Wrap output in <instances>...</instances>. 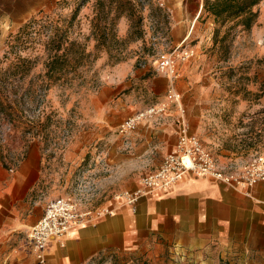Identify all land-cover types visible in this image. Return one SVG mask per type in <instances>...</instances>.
<instances>
[{"label":"rangeland","instance_id":"1","mask_svg":"<svg viewBox=\"0 0 264 264\" xmlns=\"http://www.w3.org/2000/svg\"><path fill=\"white\" fill-rule=\"evenodd\" d=\"M202 1L203 5L205 0ZM77 2H0V67L4 68L12 61L5 57L8 35L16 33L30 19H41L45 15L54 17L57 26L67 30L70 40L85 43L87 50L93 51L94 43L86 42L85 38L89 34L94 0L80 6L75 19L70 22ZM262 2L264 0L259 4ZM133 4L135 17H141L142 34L141 39L127 43L123 61L116 63L106 52L99 53L83 68V84L79 79L71 87L54 86L34 102H24L20 108L22 120L24 126L31 129L15 128L0 119V169L14 173L23 163L36 159L41 171L42 201L72 195L93 205L123 202L124 183L117 186L118 182L108 177V171L99 169L97 159L108 134L99 127L91 99L110 82L109 75L118 64L129 62L134 71L148 70L155 74L156 60L176 49L192 27L183 45L194 47L196 54L181 66L176 88L183 93L181 98L188 108L193 132L220 166L243 167L257 157H264V108L259 107V99L264 93V16L258 11V19L262 18V21L256 22V27L254 25L249 31L229 23L220 28L215 37L217 27L203 9L199 17L184 22L182 28L179 17L184 4L176 0H167L165 8L158 7L157 0H133ZM156 7L160 12L152 11ZM262 8L264 10V5ZM175 24L178 29L171 32ZM131 25L126 16L120 17L116 24L118 37L124 39ZM29 46L34 49L22 52L21 56H41L38 41ZM40 64L41 60H38L34 74L41 69ZM134 86L135 83L130 81L122 93L127 95ZM135 87L140 91L129 101L134 113L153 101L143 82ZM137 104L140 107L136 108ZM45 119L50 123L47 137L41 139L35 134V129L40 127L36 122ZM105 177H108L106 181ZM124 180L122 172L121 181ZM105 264L147 262L140 253L125 251L108 256Z\"/></svg>","mask_w":264,"mask_h":264},{"label":"crops","instance_id":"2","mask_svg":"<svg viewBox=\"0 0 264 264\" xmlns=\"http://www.w3.org/2000/svg\"><path fill=\"white\" fill-rule=\"evenodd\" d=\"M3 1L9 2L0 0ZM176 1L184 4L179 17L182 28L184 22L200 16L202 0ZM263 3L255 7L260 16H264ZM206 15L213 22V17ZM174 29H178L177 24L171 32ZM192 29L179 44L187 41ZM148 73L134 71L129 62L118 64L109 75L110 82L91 99L99 127L108 134L97 159L99 169L108 171L117 186L123 182L128 192L136 190L142 175L159 168L177 142L176 110L159 123H138L129 138V150L124 149L117 135L121 122L164 97L167 78ZM130 81L135 86L143 82L153 100L135 113L129 101L140 90L134 86L127 95L122 93ZM181 102L194 133L188 108ZM259 105L264 108V93ZM40 182L36 159L23 163L14 173L0 169V264H37L24 242L25 234L43 213ZM85 205L110 212L93 225L71 230L65 246L52 248L46 264H105L108 256L125 251L140 253L147 264H264V183L250 190H236L210 178L191 175L168 190L139 198L134 211L113 201L100 205L87 201Z\"/></svg>","mask_w":264,"mask_h":264},{"label":"trees","instance_id":"3","mask_svg":"<svg viewBox=\"0 0 264 264\" xmlns=\"http://www.w3.org/2000/svg\"><path fill=\"white\" fill-rule=\"evenodd\" d=\"M87 1L78 0L70 22L75 19L78 8ZM261 1L205 0L203 10L213 17L217 37L219 29L229 23L249 31L257 22L259 15L255 7ZM92 6L93 14L85 41L94 43L93 51H88L85 43L70 40L67 30L57 26L56 20L50 15L30 19L16 33L8 35L5 57L12 58V61L4 68L0 67L1 120L15 128L23 127L25 122L20 108L24 102H34L54 86L71 87L79 79V83L83 84L82 70L97 58V54L106 52L109 59L119 63L125 58L127 43L141 39V17H135L133 0H94ZM152 11L160 12L157 7ZM122 16H126L132 24L124 39L116 33L117 21ZM224 38L225 35L220 40ZM37 41L41 56L20 55L28 49L33 50L29 45ZM38 60H41V69L34 74ZM36 123L40 127L35 129V134L45 139L50 120ZM26 128L31 129L28 126Z\"/></svg>","mask_w":264,"mask_h":264},{"label":"built area","instance_id":"4","mask_svg":"<svg viewBox=\"0 0 264 264\" xmlns=\"http://www.w3.org/2000/svg\"><path fill=\"white\" fill-rule=\"evenodd\" d=\"M166 4L167 0H157L160 8H165ZM184 43L185 41L171 53L161 55L153 65L154 73L168 80L164 97L124 120L117 128V135L123 140L124 149L129 150V138L138 123H159L168 113L176 110L178 116L175 149L163 158L155 172L141 178L136 190L124 192L123 202L119 201L118 206H128L134 211L139 198L168 190L191 175L210 178L236 190H250L255 185L264 183V157H257L243 167L233 164L220 166L197 135L190 131L176 81L181 76V66L191 60L196 52L194 47L183 45ZM86 202V199L72 195L59 196L45 202L42 216L25 234V249L37 264H46L52 248L64 247L71 230L93 225L110 212L90 209L85 205Z\"/></svg>","mask_w":264,"mask_h":264}]
</instances>
